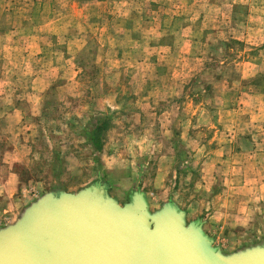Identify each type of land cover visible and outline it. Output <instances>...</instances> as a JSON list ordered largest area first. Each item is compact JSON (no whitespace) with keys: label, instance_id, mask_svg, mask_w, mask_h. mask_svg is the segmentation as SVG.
I'll return each instance as SVG.
<instances>
[{"label":"crops","instance_id":"crops-1","mask_svg":"<svg viewBox=\"0 0 264 264\" xmlns=\"http://www.w3.org/2000/svg\"><path fill=\"white\" fill-rule=\"evenodd\" d=\"M239 44L243 62L222 56ZM99 116L110 125L95 152ZM47 118L61 139L81 128L76 142L100 161L94 184L122 205L197 188L240 151L261 155L264 179V0H0V229L45 193L34 165ZM170 201L207 234L224 218Z\"/></svg>","mask_w":264,"mask_h":264},{"label":"water","instance_id":"water-1","mask_svg":"<svg viewBox=\"0 0 264 264\" xmlns=\"http://www.w3.org/2000/svg\"><path fill=\"white\" fill-rule=\"evenodd\" d=\"M0 264H264V244L225 254L175 203L152 212L136 192L122 205L95 183L47 193L1 228Z\"/></svg>","mask_w":264,"mask_h":264},{"label":"rangeland","instance_id":"rangeland-1","mask_svg":"<svg viewBox=\"0 0 264 264\" xmlns=\"http://www.w3.org/2000/svg\"><path fill=\"white\" fill-rule=\"evenodd\" d=\"M236 15V21L237 19H242L240 10ZM234 34L237 35V32H234ZM226 49L227 50H222V56H230L235 53L238 63L243 62L244 58H247L245 55L240 56L241 51H243V47L240 44L226 47ZM252 53L256 54L257 51ZM228 56H226L227 59ZM84 80L91 81L92 79ZM61 109L62 110L56 111L57 114L63 112V108ZM51 114H53V112H51ZM58 124V120L52 121L47 118L43 123V131L45 133L44 135L49 137V140L47 138L41 140L37 145V151H39L40 154L37 155L34 170L42 173L41 179H43L42 182H45L42 186L43 192H45L43 195L50 192L77 193L80 189L93 185L97 179L95 178V173L99 171L98 156L87 152L83 144L76 142L77 137L81 134V128L77 127L74 129V127L71 128L69 126L70 132L64 135V139H61L59 134L54 132H57L60 128ZM221 133L223 134L222 131ZM211 135L212 133L210 131L203 133L204 138L210 137ZM223 136H225V134ZM61 137H63V135ZM236 154L237 153L233 154L232 157L227 154V157L225 156L226 158L222 159V163L216 168L213 175H204L208 184L213 183L207 190L202 187L199 188L200 182L205 179H202L203 175L199 176L197 174V176H195L197 180L195 183L198 184L197 188H191V186L187 188L190 183L187 182L188 184L185 190L182 189L181 191H177L176 189V191L171 192L161 190L155 193V196H151L149 198L151 211L155 212L159 210L163 204L171 202L170 200L172 198H176L182 203L184 201L186 203V208L189 209H192V201L197 200L193 203V208H195V213L199 215L198 217L207 220L215 217L216 213H218V217H224L220 224L216 226V233L213 232L208 234L213 240L214 246L219 248L222 252L225 254H233L250 247L263 245L264 179L262 168H260L258 164V167L255 165V162L259 163L262 161V158L261 155H259L256 159L254 157L255 154L249 152L240 151L238 156ZM56 159L57 161H54ZM53 165L55 167L54 174H60L62 171V175L53 177V174L49 170V168L52 170ZM91 168H93V174H91ZM168 184L170 185L169 182ZM202 184H204V186L206 185L205 182H202ZM237 184L247 185L248 190L242 188L240 190L232 189V187ZM181 187H183V185ZM179 192H181V195ZM124 199L121 201L122 203L128 202L129 198ZM214 201L217 204L215 206L213 203ZM182 207L185 208L184 206ZM182 207L180 208L182 209ZM226 212L227 215H225ZM188 215L189 214H187L188 222H192L191 219H189L191 215Z\"/></svg>","mask_w":264,"mask_h":264},{"label":"trees","instance_id":"trees-1","mask_svg":"<svg viewBox=\"0 0 264 264\" xmlns=\"http://www.w3.org/2000/svg\"><path fill=\"white\" fill-rule=\"evenodd\" d=\"M110 125L107 116H99L93 120L92 127L89 130L90 144L93 146L95 152H101L103 147V136ZM100 165V161L98 160Z\"/></svg>","mask_w":264,"mask_h":264}]
</instances>
